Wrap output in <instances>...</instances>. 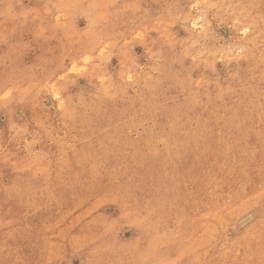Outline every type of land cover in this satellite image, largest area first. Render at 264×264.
Here are the masks:
<instances>
[{"label": "rangeland", "instance_id": "rangeland-1", "mask_svg": "<svg viewBox=\"0 0 264 264\" xmlns=\"http://www.w3.org/2000/svg\"><path fill=\"white\" fill-rule=\"evenodd\" d=\"M0 264H264V0H0Z\"/></svg>", "mask_w": 264, "mask_h": 264}, {"label": "bare ground", "instance_id": "bare-ground-1", "mask_svg": "<svg viewBox=\"0 0 264 264\" xmlns=\"http://www.w3.org/2000/svg\"><path fill=\"white\" fill-rule=\"evenodd\" d=\"M224 231V230H223Z\"/></svg>", "mask_w": 264, "mask_h": 264}]
</instances>
